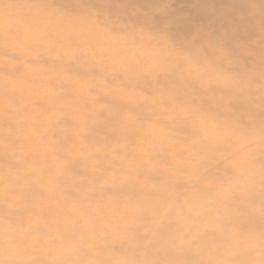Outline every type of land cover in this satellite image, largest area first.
<instances>
[{"label":"rangeland","instance_id":"rangeland-1","mask_svg":"<svg viewBox=\"0 0 264 264\" xmlns=\"http://www.w3.org/2000/svg\"><path fill=\"white\" fill-rule=\"evenodd\" d=\"M151 1L126 3L123 12L149 8L155 15L116 24L106 21L109 15L99 8L102 3L82 11L56 0H0L4 32L0 34V264H264V147L259 144L264 143V27L256 31L258 22L242 21L251 27L234 36L235 41H246L237 50L221 35L213 36L208 26L185 32L182 26L171 25L166 11L179 9L188 0ZM261 4L264 10V0ZM200 10L208 13L211 7ZM115 13L113 18L123 15ZM147 23L160 27L142 32ZM225 26L221 29H236L235 24ZM251 29L254 38L249 36ZM159 31L163 37H158ZM171 42L179 49L192 44L191 51L168 55ZM219 44L222 52L210 53L199 69L195 60ZM152 51L169 59L183 53L185 61L180 55L172 59L184 64L190 60L183 68L192 66L204 74L201 78L197 71L188 72L165 87L164 83L156 88L134 86L130 74L145 71L142 65L167 73L183 64L169 60L166 64L160 56L163 65ZM227 76L234 86L227 85ZM196 81L208 82L209 94L183 88ZM123 93L131 98H119ZM246 99L253 101L251 105L240 106ZM119 100L131 107L118 108ZM138 102L147 110L140 112ZM88 114L93 119L116 117L122 123L117 137L106 128L94 129L90 121L92 128L85 119ZM126 119L129 125L133 119V124L129 126ZM53 120L59 127H51ZM125 123L129 134L122 131ZM65 130L68 136L74 132L70 139ZM86 132L91 136L85 137ZM50 148L53 153L57 150L55 156ZM30 149L50 156L37 160ZM26 154L31 155L29 160ZM84 154L91 156L84 159ZM17 155L25 159L18 161ZM12 157L17 162H10ZM44 158L61 166L50 171ZM72 161L79 163V169L69 165ZM44 162L47 173L40 171ZM238 173L245 175L244 187L237 186ZM152 206L158 207L159 220L156 214L151 216ZM138 229L143 240L137 242Z\"/></svg>","mask_w":264,"mask_h":264},{"label":"bare ground","instance_id":"bare-ground-1","mask_svg":"<svg viewBox=\"0 0 264 264\" xmlns=\"http://www.w3.org/2000/svg\"><path fill=\"white\" fill-rule=\"evenodd\" d=\"M51 1V0H50ZM58 3L60 2V4L62 5H71L72 7H74L75 9L77 8V9H82V11L83 10H85V9H87V10H94V8H95V6H96V4H100V3H102V5L99 7V8H101L102 10H104L103 12L105 13V14H108L109 16H107V19H106V21H113V22H116V24L117 23H119L122 19H126V18H128L129 20H131V21H133L134 23H136V22H139V21H143L145 18H146V20L148 19L147 17H151V15L153 16V15H155L154 13V11H153V13L150 11V10H148L149 8H145V9H147V11H145V12H143V11H141V9H140V11L138 12V10H133L134 12H125L126 14H124V12L123 11H125L126 9H127V7H125L124 5L126 4V3H130V5L131 4H133V3H135V4H138V5H140V4H143V3H145L146 1L147 2H149V1H151V0H56ZM100 1V2H99ZM155 1V0H154ZM167 1V0H166ZM249 1H250V3H249ZM52 2H54V1H52ZM151 2H153V1H151ZM159 2H161V1H159ZM162 2H163V0H162ZM57 3V4H58ZM121 3H123V4H121ZM261 3H263V0H188V2L187 1H185L184 2V5H181V7L179 8V9H176L177 10V12L175 11V9L174 10H167L166 11V16H168V17H170L171 18V22H172V20H173V22H172V24L171 25H174L175 24V26L177 25V26H182L183 27V30L185 31V32H188V31H193V32H195L196 30H197V27L198 28H200L201 26L202 27H206V26H208V29H209V31H212L213 33V36L215 35V34H217V35H221L222 36V38H223V40L224 41H226V43H227V41H228V43H227V45L230 47V48H232V47H234V48H236L237 50H239V49H243L244 47V44L246 43V41L245 40H243V41H235V35H237V34H239L240 33V31H247V27H251V26H247V25H245V24H243L242 23V21H245V22H247L249 19L250 20H252L253 22H258L260 25L256 28V31L257 30H260V28L263 26L264 27V10H262V8H261V6H262V4ZM41 4H42V2H41ZM59 4V5H60ZM146 4H149V3H146ZM146 4L143 6V7H147L146 6ZM160 4V3H159ZM162 4V3H161ZM160 4V5H161ZM183 4V3H182ZM138 5H136V6H138ZM152 4L150 3V6H151ZM176 5V4H175ZM204 5H207V6H210L211 7V10L208 12V13H203L201 10H200V8H202V6H204ZM1 6V5H0ZM44 6V5H43ZM136 6H135V8H136ZM48 7H49V5H48ZM65 7V6H64ZM140 7V6H139ZM174 7V6H173ZM175 7H177V6H175ZM27 8H28V6H27ZM40 8V7H39ZM126 8V9H125ZM150 9H152V8H150ZM172 9V8H171ZM34 10V9H33ZM49 10V9H48ZM154 10V9H153ZM131 11V10H130ZM179 11V12H178ZM88 12V11H87ZM115 12H120L121 14H123V15H121V17L120 16H117V17H115V18H113L115 15H116V13ZM160 12H163V11H160ZM24 13H26V12H24ZM113 13H114V15H113ZM157 14H158V16H160L161 15V13H160V15H159V13L157 12ZM38 15V14H37ZM125 15H126V17H125ZM165 16V17H166ZM41 17V16H40ZM57 17V16H56ZM119 17V18H118ZM162 17V16H161ZM164 17V16H163ZM58 18H60V17H58ZM154 18V17H153ZM173 18V19H172ZM41 19V18H40ZM43 19V18H42ZM55 19V18H54ZM150 19V18H149ZM155 19V18H154ZM158 19V18H157ZM53 20V19H52ZM162 21L164 20V19H161ZM53 21H55V20H53ZM61 22L63 21V20H60ZM59 20H58V22H60ZM168 21V20H167ZM45 22V21H44ZM51 21H49V23H50ZM60 22V23H61ZM64 22V21H63ZM66 22H68V20L66 21ZM71 22V21H70ZM53 23H57L56 21L55 22H53ZM60 23H59V25H60ZM65 23V22H64ZM221 23V24H220ZM225 23L226 24H229V25H233V24H235L236 26V29L235 30H233V29H231V28H228L229 30L228 31H225V30H222L221 28H226V26H225ZM237 23V24H236ZM42 24H43V26H44V24H46V23H43L42 22ZM41 24V25H42ZM62 24V23H61ZM72 24V23H71ZM115 24V23H114ZM115 24V25H116ZM148 24V23H147ZM170 24V23H169ZM220 24V25H219ZM68 25V24H67ZM66 25V28L68 27L69 28V25L67 26ZM162 25V24H161ZM46 26V25H45ZM48 26V25H47ZM162 26H166V25H162ZM176 26V27H177ZM144 27V26H143ZM158 27H160V24L158 25V23L157 24H154V23H150V24H148V25H146L144 28V30H141L142 32H145V31H152L153 32V30L154 29H156V28H158ZM47 28V27H46ZM49 28H51V27H49ZM65 28V27H64ZM72 28V27H71ZM163 28V27H162ZM70 30V29H69ZM73 30H75L74 28H73ZM160 30V29H159ZM0 34H2V33H4L3 32V27L2 26H0ZM163 31V30H162ZM69 32V31H68ZM133 32V31H132ZM161 31H159L158 32V34H159V36L158 37H163L164 35L162 34V33H160ZM254 33H255V31H253V29H251L250 30V33H249V36H251V38H254ZM208 34V33H207ZM211 34V35H212ZM211 35L209 36V37H211ZM54 36V35H53ZM201 37V36H200ZM199 37V38H200ZM165 38V37H164ZM6 39V38H5ZM162 40H164L163 38H161ZM160 39V40H161ZM4 40V39H3ZM64 40V39H63ZM159 39H158V41H160ZM202 40V39H201ZM249 41V40H248ZM157 42V41H156ZM199 42H201L202 43V41H199ZM237 42H238V44H237ZM146 43H148V41L146 42ZM162 43V42H161ZM223 43V42H222ZM8 44H6V46H7ZM171 45H172V47H170L171 48V50L170 51H165V53H169V52H173V53H175V52H177V53H179V52H185V54H188L190 51H191V48H192V44H189V43H186L185 45H184V47L182 48V49H179V44H177V43H174V42H171ZM146 46V45H145ZM202 47V46H201ZM92 48H94V49H96L97 47H93L92 46ZM99 48V47H98ZM199 48H200V45H199ZM221 48H223V46L222 45H218V46H213V48H209L208 50H206V51H204L203 52V57L200 59V58H198V59H196L195 61L197 62V64H195V65H197V67H199V69H201L200 68V65L201 64H203V62L205 61L204 60V58L205 57H207V56H209V54L210 53H212V55L213 56H217V54L218 53H220V52H222V50H221ZM55 50V51H54ZM98 50V49H97ZM181 50V51H180ZM53 51H54V55H56L57 53H55L56 52V49H53L52 50V54H53ZM245 51H248V49L247 50H245ZM245 51H242V52H245ZM101 52V51H100ZM155 53V56H156V52L155 51H152V53ZM90 53H91V51H90ZM172 53V54H173ZM182 53V55H180V56H182V60H183V54ZM50 54V53H49ZM87 54V53H86ZM85 54V55H86ZM164 53H162V55H163ZM170 54V53H169ZM168 54V55H169ZM171 54V55H172ZM157 55H159V56H156L157 57V59H158V57H159V59H158V61L161 59V60H163L164 58H165V56L164 57H162L161 56V53H160V51L158 52V54ZM165 55V54H164ZM179 55H177V57L175 58L174 56H176V53H175V55L173 56H171L172 58H175L176 60L178 59V56ZM53 56V55H52ZM137 56H139V55H137ZM154 56V55H153ZM154 56V57H155ZM163 58H161V57ZM180 56H179V58H180ZM185 56V55H184ZM141 57H143L142 55H140L138 58H141ZM55 58H56V56H55ZM137 58V59H138ZM153 58V57H152ZM167 58V57H166ZM164 59L165 60V62H166V64L168 63V60H169V62H174L175 60L174 59H172V58H167V59ZM73 59V58H72ZM134 59V58H133ZM136 59V58H135ZM144 59H145V57H144ZM147 59V58H146ZM70 60H71V58H70ZM151 60H154V59H151ZM160 60V61H161ZM180 61H181V59H179ZM61 61V60H60ZM98 61H100V60H98ZM155 61H157L156 59H155ZM180 61H175V62H177V64L178 63H181ZM183 61H185V58H184V60ZM143 62V61H142ZM140 63V64H143V63H145V64H147L149 61H144L143 63ZM151 62V61H150ZM161 62H164V61H161ZM161 62H159V63H157V64H160V67H161ZM165 62H164V64L163 65H165ZM174 62V63H175ZM188 61H186V63L185 64H188L189 62H190V60H189V62L187 63ZM152 63H155V62H153L152 61ZM183 63V62H182ZM181 63V64H182ZM192 64H193V62H191ZM184 63L182 64V66L179 64V65H176L177 66V69L178 70H173L172 72H161V71H153V70H146L147 68L146 67H144L145 65H142L143 66V68H144V70L145 71H141L140 69H142L143 70V68H141L140 67V71L141 72H138V74H134V73H131L129 76L132 78V81H133V83L135 84L134 86H140V87H148V86H150V85H152V88H156L157 87V84H160V83H164V84H162V86L161 87H165V86H169L170 85V83L174 80L175 81V83H177L178 81H179V79H182L184 76H185V73L187 74L188 72H195V71H197V69L198 68H192V66H190L189 68H187L188 66H186V68H183L184 66L183 65H185ZM148 65V64H147ZM199 65V66H198ZM103 66V65H102ZM104 66H106V65H104ZM154 66V65H153ZM182 67V68H180V67ZM99 67H101V65L99 66ZM163 67V66H162ZM193 67H195L194 66V64H193ZM78 68V67H77ZM112 68V67H111ZM124 68V67H123ZM122 68V69H123ZM180 68V69H179ZM87 69V68H86ZM127 69V68H126ZM199 69H198V71H199ZM240 69H244V68H240ZM75 70V69H74ZM121 70V69H120ZM202 70V69H201ZM200 70V71H201ZM125 71V70H124ZM197 71V72H198ZM204 71H206V70H203V72ZM193 72V73H194ZM196 72V73H197ZM202 72V71H201ZM74 73V72H73ZM199 73V72H198ZM206 73V72H205ZM204 74V73H203ZM202 73H201V75H203ZM199 75H200V73H199ZM200 75V76H201ZM194 77H196L197 78V76H194ZM130 78V79H131ZM198 78H199V76H198ZM201 78H202V76H201ZM200 78V79H201ZM127 79V78H126ZM173 79V80H172ZM170 80H172V81H170ZM188 80V79H187ZM195 80V79H194ZM198 80V79H197ZM203 80V79H202ZM226 81L228 82L227 83V85L230 87V86H234V81H231V80H229L228 79V76L226 77ZM246 83H248V80L246 81ZM245 83V84H246ZM224 87L226 86V85H223ZM228 86H226V87H228ZM62 87H64V86H62ZM88 87V86H87ZM66 88V87H65ZM183 88L185 89V90H187L188 92H189V90L190 89H194L195 91H197V92H202V93H207V94H209V92H210V88H209V84H208V82H201V81H196V82H192V84H190V85H188V84H186L185 85V83H184V86H183ZM212 89H214V87H212ZM69 90H72L73 91V89H69ZM87 90V89H86ZM90 90V89H89ZM88 90V91H89ZM93 90V89H92ZM120 92V91H119ZM91 93V92H90ZM124 94V93H123ZM122 94V95H123ZM84 95V94H83ZM121 94H120V96L121 97H119V98H123V97H125L126 99H128L126 96H125V94H124V96H122ZM126 95H128V94H126ZM118 98V99H119ZM131 97H129V99H130ZM124 99V98H123ZM128 99V100H129ZM133 99V98H132ZM131 99V100H132ZM128 100H125V102L126 101H128ZM114 101H115V99H114ZM124 101V100H123ZM119 102H121L120 100L118 101V102H116L115 104H116V106L119 108H123L124 107V102L121 104V103H119ZM253 101L251 100V99H246V100H243V101H241V104H239L240 106H244V105H251V103H252ZM126 103H128V102H126ZM125 103V105H128V106H126V107H124V108H128L129 106L131 107V105L128 103V104H126ZM130 103H131V101H130ZM139 104L141 103L142 104V106H141V104L140 105H138V106H140V109L142 110H140V112H143L144 110H147V109H145V108H141V107H145L143 104L144 103H142V102H138ZM132 104V108H133V103H131ZM238 105V104H237ZM137 108H139V107H137ZM147 108V107H146ZM129 109H131V108H129ZM250 110H254V108L251 106L250 107ZM136 111H138L139 112V110H136ZM147 112V111H146ZM145 112V113H146ZM136 113V112H135ZM145 113H142V115L143 114H145ZM91 114V113H90ZM57 115V114H56ZM89 115V114H88ZM88 115H86L87 116V118H85L86 119V122L89 120V122L88 123H90L91 125V127H92V123L91 122H93V127H94V129H96V130H98L99 129V126L100 127H102V128H106L107 130H109L107 133H109L110 135H115V133H116V137H117V131H118V126L120 125V124H122V123H118L117 122V119H116V117L114 116V115H111V116H114L115 117V119H116V122H115V119H113V117L112 118H108L107 117V119H103V117L101 118V119H98V117L94 120L93 119V116H91L92 117V119H89V118H91L90 117V115H89V117H88ZM147 115V114H146ZM64 116V115H63ZM85 116V115H84ZM83 116V117H84ZM108 116V115H107ZM110 116V117H111ZM80 117H82V116H80ZM80 117H79V120H80ZM82 117V118H83ZM104 117H106V116H104ZM147 117H148V115H147ZM71 118V117H70ZM85 119H83L84 120V122H85ZM88 119V120H87ZM129 119V118H128ZM20 120V119H19ZM77 120V119H76ZM121 119H119L118 118V121H120ZM135 120V119H134ZM54 121V120H53ZM65 121V120H64ZM91 121V122H90ZM123 120H121L120 122H122ZM128 121V125H129V120H127L126 119V122ZM55 122V121H54ZM81 124H82V119L79 121ZM79 122L76 124V122L75 123H73V124H75V125H78L79 124ZM115 122V123H114ZM125 122V120L123 121V123ZM133 119H132V124H133ZM57 123H59L58 121H57ZM65 123V122H64ZM130 123V125H132ZM179 123V121L177 120V124ZM54 124H56V122L55 123H53V126H51V127H54L55 126V128H56V126L57 125H54ZM63 124V123H62ZM81 124H79V125H81ZM79 125H78V127H79ZM85 125H87L86 123H85ZM125 125H126V123H125ZM128 125H126L127 127H126V130L124 129H122V131H128L127 130V128H129L128 127ZM129 125V126H130ZM32 126V125H31ZM62 126V125H61ZM73 126V125H72ZM90 126L88 125V128H89V130L91 129L90 128ZM120 126H122V125H120ZM119 126V127H120ZM123 126H124V124H123ZM57 127H59V126H57ZM84 126H81L80 128H83ZM87 127V126H86ZM92 127V128H93ZM87 128V129H88ZM131 129V131L133 130V128L132 127H130ZM187 130L188 129H190V128H187V127H185ZM51 129V128H50ZM50 129H49V131H50ZM69 128H67L66 130H68ZM78 129V128H77ZM86 129V130H87ZM193 128L191 127V131H194V129L192 130ZM46 130V129H45ZM66 130L64 131V134H65V132H66ZM71 130V129H70ZM74 130V129H73ZM81 130H83L84 132H85V129H81ZM89 130H87V131H89ZM15 131V130H14ZM13 131V132H14ZM92 131V130H91ZM90 131V132H91ZM44 132V131H43ZM90 132H86V136L85 137H87L89 134H91ZM125 132H123V133H125ZM129 132V131H128ZM128 132H126V134L128 133ZM56 133V132H55ZM68 133L69 132H67V134H65V136L67 135L68 136ZM72 133H74L73 131H71V134ZM77 133H79V132H77ZM76 133V134H77ZM81 133V132H80ZM131 133V132H130ZM153 133V132H152ZM26 134V133H25ZM44 134V133H43ZM57 134V133H56ZM70 134V136H68L69 137V139H70V137L72 136ZM82 134L83 133H81V136H82ZM85 134V133H84ZM83 134V135H84ZM88 134V135H87ZM120 135H124V134H121V133H119ZM118 134V135H119ZM129 134V133H128ZM139 134H142V133H139ZM150 133H148L146 136H148ZM45 135V134H44ZM74 135V134H73ZM79 135V134H78ZM151 135V134H150ZM149 135V136H150ZM48 136V135H47ZM89 136H91V135H89ZM126 136V135H125ZM41 137V136H40ZM60 137V136H59ZM58 137V138H59ZM141 137H142V135H141ZM145 137V136H144ZM42 138H45V137H42ZM51 138V137H50ZM64 138V137H63ZM74 138H76L75 136H74ZM120 138V137H119ZM123 138V137H122ZM132 138V137H131ZM134 138V137H133ZM135 138H138V136L137 137H135ZM256 138V137H255ZM61 139V138H60ZM65 139H66V137H65ZM65 139H63L65 142H67V139L65 140ZM72 139V138H71ZM139 139V138H138ZM137 139V140H138ZM76 140V139H75ZM32 141V140H31ZM72 141H74V140H72ZM80 141V140H79ZM3 142V141H2ZM12 142H14V141H12ZM64 142V143H65ZM59 143V142H58ZM60 143H62V140H61V142ZM81 143V142H80ZM263 143V142H262ZM261 142L259 143V144H261V146L262 147H264L263 146V144H262ZM9 144V143H8ZM34 143L32 142V145H33ZM83 144V143H82ZM31 145V146H32ZM53 145H55V144H53ZM57 145V144H56ZM78 145V147H79V143L77 144ZM97 145V144H96ZM162 145V144H161ZM256 145V144H255ZM3 146H4V144H3ZM50 146V145H49ZM59 146V145H58ZM98 146V145H97ZM97 146H96V150H97ZM162 146H164V145H162ZM161 146V147H162ZM257 146H259V145H257ZM0 147H1V145H0ZM29 147V146H28ZM33 147V146H32ZM36 147V144H35V146L33 147V148H35ZM44 147V146H43ZM57 149H58V147L57 146H55ZM106 148H107V146H105ZM105 147H103V150H105L104 148ZM160 147V148H161ZM165 147V146H164ZM6 148V147H5ZM24 148V147H23ZM47 148H49V147H47ZM53 148V147H52ZM52 148H50L51 150H50V152L49 153H51L53 150H52ZM69 148H70V146H69ZM80 148V147H79ZM91 148H94V147H91ZM159 148V147H158ZM163 148V147H162ZM160 149L161 151L164 149ZM168 148V147H167ZM259 148H261L260 146H259ZM36 149V148H35ZM38 150L40 149V147H38L37 148ZM45 149V148H44ZM98 149H100V148H98ZM30 150H32V149H30ZM55 150V152L57 151L56 149H54ZM62 150H65V149H62ZM61 150V151H62ZM92 150V149H91ZM101 150V149H100ZM99 150V151H100ZM165 151H167L166 149H164ZM164 150H163V153H165L164 152ZM7 151H9V150H7ZM15 151V150H14ZM32 151H34V150H32ZM43 151V150H42ZM47 151H49V150H47ZM47 151L45 152L46 154H48L47 153ZM68 151V150H67ZM95 151V150H94ZM98 151V150H97ZM98 151V152H99ZM107 151V150H106ZM158 151V153H159V149L157 150ZM157 151L155 152V153H157ZM178 151V150H177ZM253 151V150H252ZM17 152H19V149H17ZM39 152H41V150H39ZM54 152V153H55ZM65 152V151H64ZM89 152V151H88ZM168 152H170L169 150H168ZM173 152V151H172ZM249 152V151H248ZM6 153V152H5ZM15 153V152H14ZM53 152H52V154L51 155H54L55 156V154H54ZM57 153V152H56ZM61 153V152H60ZM101 153H103V151H101ZM104 153H105V151H104ZM174 153H176V152H174ZM234 153V152H233ZM10 154V153H9ZM36 154H38L37 156H36ZM78 154H80L79 152H78ZM107 154V153H106ZM167 154V153H166ZM239 154V153H238ZM2 156H3V154H1ZM27 155V154H26ZM29 155V156H28ZM27 156H24V157H27V160H29V158H31V155L32 156H34L35 155V157H39V158H35V157H33V158H35V159H40L41 157H45L46 155L44 154V156H43V152H42V155H41V153L39 154V153H37V152H32L31 153V155L30 154H28ZM77 155V154H76ZM86 155L89 157V156H91V154H84V159L86 158H88V157H86ZM156 155V154H155ZM173 155H175V154H173ZM237 155V154H236ZM235 155V156H236ZM239 155H241V154H239ZM244 155V154H243ZM264 155V154H263ZM7 156V155H6ZM18 156V155H17ZM49 156L50 155H48V156H46V157H48L49 158ZM63 157H64V155H62ZM68 156V155H67ZM77 156H81V155H77ZM83 156V155H82ZM81 156V157H82ZM150 156H153L154 158H155V156H154V154H152V155H150ZM169 156H171V154H169ZM250 156V155H249ZM5 157V156H4ZM14 157V156H13ZM12 157V158H13ZM23 157V156H22ZM23 157V158H24ZM45 157V158H46ZM71 157H73L74 158V156H71ZM172 157V156H171ZM171 157H169V158H171ZM246 158H247V156H245ZM264 157V156H263ZM19 158H21V156L19 155L18 157H16V159L18 160V161H20V160H23V158L22 159H19ZM44 158V160H47L48 162V164L50 163L51 164V162H49V159L47 158V159H45ZM55 158V157H54ZM91 158V157H90ZM90 158H89V161H91L90 160ZM239 159H240V157H238ZM243 158V157H242ZM250 158V157H249ZM6 159V158H5ZM8 159V158H7ZM25 159V158H24ZM66 159V158H65ZM72 159V158H71ZM76 159V158H75ZM237 159V158H236ZM4 160V159H3ZM2 160V161H3ZM54 160V159H53ZM56 160V159H55ZM1 161V162H2ZM10 162H17L16 160H14V158L13 159H10L9 160ZM61 161V160H60ZM66 161V160H65ZM88 161V160H87ZM243 161H244V159H243ZM242 161V162H243ZM57 161H55V163H56ZM73 163H69V165H71L73 168H75L76 169V167H78V169H79V163L77 162V164H76V162H74V161H72ZM241 162V161H240ZM18 163H21V162H18ZM62 163V162H61ZM64 163H66V162H64ZM150 163V162H149ZM151 163H153V162H151ZM161 163V162H160ZM49 164V165H50ZM155 164H157V163H154V165ZM238 164V163H237ZM19 165H21V164H19ZM44 165V166H43ZM43 169L41 168V170L40 171H42L43 172V170L45 169H47L46 167H45V162L43 163ZM138 165V164H137ZM4 166V165H3ZM13 166V165H12ZM18 166V165H17ZM55 166H57V168L58 167H60L61 166V164H60V166H58L57 165V163H56V165ZM53 164H51V166H49V167H51L52 169H50L49 168V170L51 171V170H53V171H55L54 169H56V168H54L55 167ZM62 166H65V164H63ZM157 166V165H156ZM155 166V167H156ZM174 166V165H173ZM173 166H169V167H173ZM45 167V168H44ZM121 167V166H120ZM155 167H153V168H155ZM5 168V167H4ZM7 168V167H6ZM5 168V170H6V172H7V170L8 169H6ZM63 168V167H62ZM65 168V167H64ZM83 168V167H82ZM86 168V167H85ZM84 168V169H85ZM119 168V167H118ZM125 168H126V166H125ZM152 168V167H151ZM61 169V168H60ZM68 169V168H67ZM90 169V168H89ZM131 169V168H130ZM158 170V169H160L159 167H156L155 168V170ZM44 170V171H45ZM49 170H46L45 171V173H47V171H49ZM59 170V169H58ZM57 170V171H58ZM63 169H61L60 171H62ZM72 170H74V169H72ZM172 170V169H171ZM233 170V169H232ZM231 170V171H232ZM53 171L51 172V173H49L50 175H52L53 176ZM64 171L65 170H63V173H64ZM234 171V170H233ZM237 171V170H236ZM255 171V170H254ZM72 172V171H71ZM74 172V171H73ZM107 172V171H106ZM171 172V171H170ZM181 173H182V171H180ZM184 172V171H183ZM16 173V172H15ZM20 172H18V174H19ZM24 173V172H23ZM138 173V172H137ZM251 173V172H250ZM31 174V173H30ZM33 174V173H32ZM183 174V173H182ZM237 174V173H236ZM57 175H59L58 173H57ZM61 175V174H60ZM60 175H59V177H60ZM177 175H178V173H177ZM238 175H239V177H238V179L239 180H237V182H239L238 183V188H240V187H244V181L246 180L244 177H245V175L243 174V173H238ZM249 175V174H248ZM41 176V175H40ZM39 176V177H40ZM182 176V175H181ZM34 177V176H33ZM56 177H58V176H56ZM58 177V178H59ZM109 177V176H108ZM241 177V178H240ZM32 178V177H31ZM50 178H52V177H50ZM174 178V177H173ZM242 178H244V180L242 181ZM35 179V178H34ZM42 179H44V178H42ZM83 179V178H82ZM26 179H24V181H25ZM38 180V179H37ZM51 180V179H50ZM55 180V179H54ZM58 180V179H57ZM56 180V181H57ZM62 180V179H61ZM60 180V181H61ZM252 180V179H251ZM40 181V180H39ZM42 181V180H41ZM59 181V180H58ZM59 181V182H60ZM78 181V180H77ZM81 181V180H80ZM174 181V180H173ZM49 182H51V181H49ZM75 182V181H74ZM171 182V181H170ZM236 182V181H235ZM248 182V181H247ZM52 183V182H51ZM61 183V182H60ZM62 183H63V181H62ZM70 183V182H69ZM73 183V182H72ZM104 183H105V181H104ZM37 184V183H36ZM226 184V183H225ZM237 184V183H236ZM50 185V187H51V184H49ZM73 185V184H72ZM87 185V184H86ZM39 186V185H38ZM57 186V185H56ZM17 187V186H16ZM21 188V187H20ZM232 188H234L233 187V185H232ZM78 189H80V188H78ZM15 190V189H14ZM17 190V189H16ZM39 190H41V189H39ZM42 190H43V188H42ZM27 191V190H26ZM26 191H24V192H26ZM33 191V190H32ZM44 191V190H43ZM239 191V190H238ZM236 192V191H235ZM48 193V192H47ZM239 193H241L240 191H239ZM239 193H237L238 194V196H241ZM53 194V193H52ZM242 194H244V193H242ZM234 195H236V194H234ZM32 196V195H31ZM39 196V195H38ZM246 197V195L244 194L243 195V197ZM250 197H251V195H249ZM34 197V196H33ZM35 198V197H34ZM256 198V197H255ZM254 198V199H255ZM45 199V198H44ZM47 199V198H46ZM47 200H49V199H47ZM252 200V199H251ZM31 202H32V199H31ZM38 202H39V200H38ZM40 203H42L41 201H40ZM183 204H184V202H183ZM23 205V204H22ZM140 205H142V204H140ZM151 205V204H150ZM157 206L159 205V204H156ZM157 206H152L151 208H150V210L149 211H151V209L153 210L154 209V212H152L151 214H153V215H151V216H154L156 213H155V208H158ZM146 208H147V206H146ZM160 208V207H159ZM11 210V209H10ZM144 210V209H143ZM159 210V209H158ZM252 212V211H251ZM177 213V212H176ZM174 214V213H173ZM157 215V214H156ZM164 216H166V215H164ZM156 218H158V220H159V217H158V215L157 216H155ZM154 217V220L156 219ZM163 217V216H162ZM161 217V218H162ZM165 218V217H164ZM172 218V217H171ZM177 219V218H176ZM158 220H156V221H158ZM161 220V219H160ZM178 220V219H177ZM154 222V221H153ZM178 222H180V221H178ZM140 224V223H139ZM143 224H145V223H143ZM142 224V225H143ZM170 224V223H169ZM247 224H249V223H247L246 222V225ZM174 225V224H173ZM176 225V224H175ZM177 225H179L178 223H177ZM140 226V225H139ZM149 226V225H148ZM137 227V226H136ZM135 227V228H136ZM140 227H142V226H140ZM147 227V226H146ZM184 227V226H183ZM132 228V227H131ZM161 228V227H160ZM202 228V227H201ZM200 228V229H201ZM145 229H147V230H149L148 228H145ZM184 229V228H183ZM132 231H134V230H132ZM138 231H140L139 229L138 230H136V231H134L136 234H135V239H136V241L138 242V241H141V240H143V238H142V236H141V234H140V232L139 233H137ZM144 231V230H143ZM202 231H206L205 229H204V227H203V229H202ZM128 235V234H127ZM142 235H143V233H142ZM144 237V236H143ZM146 238V237H145ZM125 243V242H124ZM142 243V242H141ZM155 246V245H154ZM153 248V247H152ZM151 248V249H152ZM154 248H156V247H154ZM152 252H156L157 250H154V249H152L151 250ZM157 253H159L160 255H161V253H163V251H161V250H159V251H157ZM165 253V252H164ZM169 254V253H168ZM167 258V257H166ZM205 259H207V258H205ZM210 259V258H209ZM212 259V258H211ZM210 259V260H211Z\"/></svg>","mask_w":264,"mask_h":264}]
</instances>
